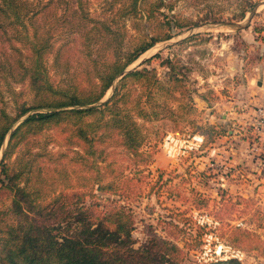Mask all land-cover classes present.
Here are the masks:
<instances>
[{
    "label": "rangeland",
    "instance_id": "1",
    "mask_svg": "<svg viewBox=\"0 0 264 264\" xmlns=\"http://www.w3.org/2000/svg\"><path fill=\"white\" fill-rule=\"evenodd\" d=\"M234 1L177 0L175 12L185 17L205 19L210 13L218 14L221 21L206 20L196 27L182 28L126 68H147L165 82L161 91L151 86L156 115H142L134 105L128 107L144 136L137 151L123 146L118 131L113 129L114 136L99 145L102 152L95 156L96 165L90 172L89 164L77 155L84 153L81 144L67 133L50 125L31 137L34 143L30 149L38 151L35 163L50 169L44 173L48 181L41 196L55 203L53 211L61 213L66 207V213L77 212L76 187L85 182V175H92L93 181L100 179L102 185H110L106 190H92L101 207L116 202L131 215L135 247L157 236L181 248L183 264L230 258L242 264H264V0H254L255 7L243 19L232 21L241 24L238 28L228 26ZM126 2L82 1L93 19L115 17L111 45L120 39L115 34L118 25L123 26L124 52L143 32V21L116 14ZM55 10L57 15L62 13L59 7L51 8L49 18H42L39 25V31L50 29L49 34L57 37L47 54L48 61L61 43L64 29ZM69 19L70 24L76 23L71 15ZM87 20L77 19L81 25L70 35L76 43L70 42L66 49L74 59L82 60L77 66L80 74L89 69L84 53L98 58L111 56L112 49L92 40L87 50L80 35L91 27ZM156 54L159 56L154 57ZM0 87L5 89L2 83ZM128 87L133 99L140 97L143 88L137 80ZM15 89L23 90L22 100L29 99L24 86L15 85ZM4 96L7 112L13 116L14 105L8 93ZM142 107L151 112L147 102ZM49 110L57 109L30 110L13 128L29 114ZM6 143L7 138L0 158ZM47 152L53 156L47 158ZM66 184H70L67 189ZM90 201L86 196L85 205ZM9 204L8 192L2 191L0 209L11 222Z\"/></svg>",
    "mask_w": 264,
    "mask_h": 264
},
{
    "label": "trees",
    "instance_id": "2",
    "mask_svg": "<svg viewBox=\"0 0 264 264\" xmlns=\"http://www.w3.org/2000/svg\"><path fill=\"white\" fill-rule=\"evenodd\" d=\"M82 1L0 0V84L5 88L0 87V151L7 138L0 158V193L8 192L7 211L12 216L9 222L6 212L0 209V264H183L181 248L166 239L152 236L135 247L131 215L116 202L101 207L92 190H106L110 185H102L100 179L93 181L92 175H85V182L76 187L77 212L66 213V207L61 213L53 211L55 203L41 196L48 181L44 173L50 169L35 163L38 151L33 153L30 146L36 135L53 125L71 136V140H78L84 151L77 152L78 158L89 164L90 172L96 165L95 156L102 152L99 145L114 136L113 129L118 131L123 146L137 151L144 136L130 117L128 107L134 105L142 115H156L157 103L152 101L151 86L161 91L165 82L147 68L125 71L126 68L156 43L171 39L176 31L196 27L206 20L220 22L221 17L210 13L205 19L185 17L175 12L177 0H127L116 14L143 21V32L132 48L124 52L123 26L118 25L115 34L120 39L111 45L115 17L93 19ZM234 2L228 23L243 19L256 5L254 0ZM58 7L62 13L57 15L55 10L54 14L63 22V35L48 61L47 54L57 37L49 34L50 29L39 31V25L42 18H49L51 8ZM70 15L76 23L70 24ZM85 18L91 27L80 35L87 50L90 51L88 43L92 40L112 49L111 56L104 54L98 58L84 53L89 69L80 74L77 66L82 60L74 59L66 49L70 42L76 43V38L70 35L81 25L77 19ZM173 79L178 80L176 76ZM134 80L143 88L136 99L128 87ZM15 85L24 86L29 99L22 100L23 90L17 91ZM109 89H112L110 96L101 101ZM4 92L14 105L13 116L7 112ZM146 102L151 112L142 107ZM36 108L57 110L29 114L13 128L19 117ZM52 156L46 153L47 158ZM69 187L70 184L66 189ZM86 196L92 200L87 205ZM207 264L242 263L230 258Z\"/></svg>",
    "mask_w": 264,
    "mask_h": 264
},
{
    "label": "water",
    "instance_id": "3",
    "mask_svg": "<svg viewBox=\"0 0 264 264\" xmlns=\"http://www.w3.org/2000/svg\"><path fill=\"white\" fill-rule=\"evenodd\" d=\"M224 25H227V24H224ZM228 26H231V27H235V28H238V27H241V24L237 23V24H228Z\"/></svg>",
    "mask_w": 264,
    "mask_h": 264
},
{
    "label": "built area",
    "instance_id": "4",
    "mask_svg": "<svg viewBox=\"0 0 264 264\" xmlns=\"http://www.w3.org/2000/svg\"><path fill=\"white\" fill-rule=\"evenodd\" d=\"M261 113L263 112L261 109L259 110Z\"/></svg>",
    "mask_w": 264,
    "mask_h": 264
}]
</instances>
